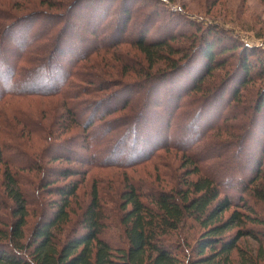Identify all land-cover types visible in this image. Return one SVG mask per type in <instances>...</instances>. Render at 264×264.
Listing matches in <instances>:
<instances>
[{
  "label": "rangeland",
  "instance_id": "rangeland-1",
  "mask_svg": "<svg viewBox=\"0 0 264 264\" xmlns=\"http://www.w3.org/2000/svg\"><path fill=\"white\" fill-rule=\"evenodd\" d=\"M44 1L46 0H2V3L17 14L24 13L28 18L34 13L33 17L65 10V0L60 4L51 2L53 6ZM87 1L79 0L82 4L80 7H69L71 11L67 14L71 19L67 35L71 32L75 36L82 33L87 37L86 44H89L93 38L89 33L92 30L87 28L88 24L84 20L87 16V6L84 3ZM128 1L125 0V3L133 16L127 21L125 30L122 25V0H111V7H98L103 13H98L96 17L99 15V20L103 18V23H99V20L97 22L96 18L92 23L93 26H98L95 40L103 36L108 40L116 37L123 41L115 43L108 51L92 54L89 60H82L71 79L72 87L75 86V91L79 90L76 101L79 107L85 109L83 117L93 120L91 125L84 130L73 123H69L68 127L57 125L61 121L58 119L60 111H64L59 107L63 102L59 96H33L23 102L24 107L30 111V116L43 120L44 127L49 132L48 134L46 130L28 136L22 133L19 138L24 143L25 150L33 154L35 159L34 165L18 171L16 179L26 198L23 243H26L33 226L51 216L55 210L54 203L60 202L55 188L73 179L78 185L74 194L68 198L67 220L61 230L56 231L57 243H62L66 236L80 231L81 214L91 198V189L95 187L102 211V236L116 248L126 245L120 223V204L121 194L129 184L134 185L142 198L147 200L145 196L149 192L160 189L177 191L182 188L183 180L194 179L202 172L219 182L227 178L235 182L250 177L259 162L264 168V115L258 114L253 129L248 132L244 141L240 139L248 123L249 115L245 113V106L251 103L254 91L263 82L258 80L246 83L241 91L240 101H232L230 106L225 107L227 109L224 108V102L229 98L228 92L242 76L241 70L236 68L238 59L243 55L240 56L239 49L231 52L232 47L245 43L264 49V0H136L135 4ZM95 7L97 8L96 5ZM42 17L37 16L34 21L43 19ZM24 25L19 27L20 35L26 33L30 36L35 31H41L40 26L30 22H25ZM213 28L223 37L220 41L214 40L212 53L217 58V64L213 65L212 74L203 77L202 85L207 89L221 82V86L226 89L219 100L203 104L201 108L202 102H189L190 98L199 96V93L193 91L185 96L182 93L207 67L199 49L205 48L201 45L204 38L202 32L207 34ZM58 34L56 29L52 30L53 36ZM169 35H172L167 42L169 50H161L165 59L157 58L149 67L133 41L139 36L154 40L165 37L168 40ZM47 41L51 43V40ZM197 44L200 48L194 50ZM78 52L81 53L79 50ZM75 54L77 55V50L72 55ZM184 54L187 55L185 58ZM66 60V57L61 59ZM250 60L251 70L255 71L257 65L253 59ZM173 61L178 62L176 68L161 72L169 68ZM125 62L133 65L125 68ZM88 72L92 75L90 83L82 81ZM148 72L154 74V77L146 80ZM159 73L163 75L159 76ZM116 95L119 98L124 95L128 100L127 104L114 99ZM97 97L103 101L92 114V110L85 106L89 105V100ZM210 107L217 109L215 114H209ZM224 113L227 118L224 124L228 126L224 125L226 129L217 133L220 139L231 141L222 146L212 138L213 135L217 137V133L211 127L221 121L219 118ZM132 116L139 118L138 123H129ZM235 125V136L238 137L227 138L226 133L233 131ZM132 126H139L137 134L144 136L148 141L147 145H154L151 150L156 147L149 157L141 161L120 151V147L125 151L131 149L129 137L117 143L118 138L128 129L131 130ZM95 139L97 143L91 149L82 148L84 143L87 145ZM13 152L9 151L5 156H12ZM195 165L199 167L196 174L192 172ZM3 168L4 163H0V228L8 230L14 203L7 197L3 187ZM66 168L72 169L73 174L59 175L60 170ZM47 182H51L49 186L45 185ZM225 191L231 196H238L233 188H225ZM244 197L252 205V200L246 194ZM253 206L256 212H260L258 205ZM246 227H253L259 237L264 233L263 225L248 223ZM199 230L198 225L188 219L181 229L166 236V243L172 244L175 252L181 251L180 264H190L187 261L188 256L193 254L190 246H193ZM3 243H7L6 238L0 239V246ZM258 245L259 242L251 236L241 237L238 246L242 252L232 250L230 264H264Z\"/></svg>",
  "mask_w": 264,
  "mask_h": 264
},
{
  "label": "trees",
  "instance_id": "trees-1",
  "mask_svg": "<svg viewBox=\"0 0 264 264\" xmlns=\"http://www.w3.org/2000/svg\"><path fill=\"white\" fill-rule=\"evenodd\" d=\"M65 1L66 11L42 13L33 17L34 13L28 18L24 13L13 12L0 0V163H4L5 193L14 203L11 212L12 221L8 224V230L0 228V239H7V243L0 246V264H180L181 251L175 252L172 244L166 243V236L181 229L188 219L194 221L200 228L193 246H190L193 253L187 258L190 264H230L231 251L236 249L239 253L242 252L238 246V240L244 236H251L259 242L258 251L263 254L262 259L264 260V233H261L259 237L253 227H246L248 223L264 226V168L259 161L254 173L246 179L231 182L227 178L219 182L218 179L202 172L194 179L183 180L182 188L177 191L160 189L149 192L145 196L147 200L142 198L140 191L134 185L129 184L121 194L120 204L122 209L120 223L126 245L116 248H113L102 236V211L95 187L91 189V198L81 214L80 231L72 236H66L62 243H57L56 231L61 230L67 220L68 198L74 194L78 185V182L73 179L55 188L60 202L54 203L55 210L51 216L33 226L26 243H23V226L27 212L26 198L18 187L16 179L18 171L34 165L35 159L32 157L33 154L25 150L24 143L19 138L22 133L28 136L47 130L49 134L48 129L44 127L43 120L30 116V111L24 107L23 102L30 100L29 98L33 96H59L63 100L59 107L64 111H60L58 119L61 121L57 125L68 127L69 123H73L84 130L89 124L91 125L93 120L91 118L86 120V117H83L85 109L79 107L76 101L79 90L75 91V86L72 87L71 84L74 72L82 60H89L92 54L108 51L107 49L115 46V43L123 41L116 37L108 40L103 36L95 40L98 33L95 30L98 26H93L92 23L95 18L98 22L99 15L96 17L98 13H103L98 7H111L112 4L109 5L111 0H86L88 3H84L87 6V16L84 20L88 24L87 28L92 30L89 33L93 38L89 44H86L87 37L82 33H77L75 36L71 32L72 35H67L71 19L67 12L82 4L79 0H71L73 5L69 3V0ZM44 2L52 5L53 3L60 4L63 0ZM128 2L135 4L137 1L129 0ZM127 5L125 0H122L123 30H125L127 21L133 16V12ZM37 16H43V19L34 21ZM25 22L40 26L41 31L39 33L35 31L30 36L26 33L20 35L19 27ZM53 29L59 32L56 37L52 35ZM206 33L202 32L204 38L201 43L205 48L199 49L200 46L197 44L194 50H200L207 67L196 79L194 78L195 80L189 84L186 91L181 90L183 96L193 91L199 93V96L190 98L189 102L196 104L202 102L201 108L203 104L207 105L211 104V101L219 100L226 89L225 86H221V82L207 89H204L202 85L203 77L212 74L213 65L217 64V58L212 53L214 40L220 41L223 37L216 28ZM42 34L46 35L42 36ZM169 36L168 40L165 37L154 40L139 36L133 41V45L142 52L148 65H151L155 59L164 58L162 49L169 50L170 45L167 42L172 35ZM47 40H51V43ZM75 50H77V55L73 56ZM234 50H238L241 53L240 56L243 55L241 59H238L236 68L241 70L242 76L241 79L238 78L240 80L237 85L228 92L229 98L224 102V108L230 106L232 101H240L241 91L246 83L252 81L254 83L258 80L263 82V85L260 84V88L254 91V99L245 106V113L249 116L248 123L243 130L244 135H240V139L244 141L248 132L255 126V117L260 113L264 115V49L239 43L237 47H232L231 52ZM186 56L184 54L183 58ZM64 57L67 60L61 61ZM250 59H253L257 65L255 71L251 70ZM123 65L127 68V65L131 67L133 64L125 62ZM177 65L178 62L173 61L169 68L161 72L173 70ZM153 75L148 72L146 80L153 78ZM158 75L161 76L163 73ZM91 77L89 72L85 73L82 81L90 83ZM115 97L114 99H120L121 104L128 102L124 95L121 98L119 95ZM178 99L180 101L181 98ZM19 100L21 101L18 103ZM102 101L100 97L89 100L87 103L89 105L85 108L91 109L90 112L93 114ZM216 111L214 107L208 110L211 115ZM132 117L129 123H138L139 118ZM219 119L221 121L211 127V130H216L214 131L216 133L228 126L224 124L227 121L225 113ZM233 129L226 133L227 138L235 136L237 125ZM137 132H139V126H132L131 130L128 129L123 136L118 138L117 143L129 137L128 144L131 149L129 151L121 147L119 149L130 157L135 156L136 161H141L149 157L156 147L151 150L154 145H147L148 141ZM214 136L212 138L222 146L231 141L220 139L218 133L217 137ZM95 143H97L96 139L87 145L84 143L82 148L91 149ZM9 151L15 152L12 156H5ZM263 153L264 151L262 155ZM141 154L144 155L138 157ZM198 170V165H195L192 172L196 174ZM73 172L70 168L61 169L59 175L69 176ZM51 182L45 185L49 186ZM225 188H233L238 192V196H231ZM245 194L252 200V205L247 202ZM253 205H258L260 212H256Z\"/></svg>",
  "mask_w": 264,
  "mask_h": 264
}]
</instances>
